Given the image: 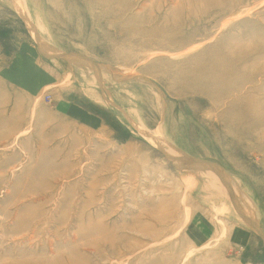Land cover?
<instances>
[{
	"label": "rangeland",
	"instance_id": "1",
	"mask_svg": "<svg viewBox=\"0 0 264 264\" xmlns=\"http://www.w3.org/2000/svg\"><path fill=\"white\" fill-rule=\"evenodd\" d=\"M0 264H264V0H0Z\"/></svg>",
	"mask_w": 264,
	"mask_h": 264
},
{
	"label": "built area",
	"instance_id": "2",
	"mask_svg": "<svg viewBox=\"0 0 264 264\" xmlns=\"http://www.w3.org/2000/svg\"><path fill=\"white\" fill-rule=\"evenodd\" d=\"M50 100H51L50 95H46V96H45V101L48 102V103H50Z\"/></svg>",
	"mask_w": 264,
	"mask_h": 264
}]
</instances>
